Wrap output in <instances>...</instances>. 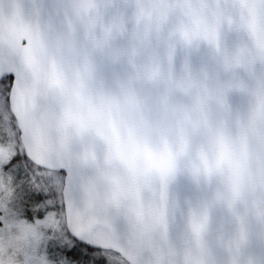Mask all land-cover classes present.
I'll return each instance as SVG.
<instances>
[{"label": "snow or ice", "instance_id": "obj_1", "mask_svg": "<svg viewBox=\"0 0 264 264\" xmlns=\"http://www.w3.org/2000/svg\"><path fill=\"white\" fill-rule=\"evenodd\" d=\"M0 264H264V0H0Z\"/></svg>", "mask_w": 264, "mask_h": 264}]
</instances>
